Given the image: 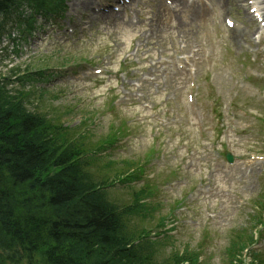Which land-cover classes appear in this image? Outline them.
Masks as SVG:
<instances>
[{
    "label": "trees",
    "instance_id": "obj_1",
    "mask_svg": "<svg viewBox=\"0 0 264 264\" xmlns=\"http://www.w3.org/2000/svg\"><path fill=\"white\" fill-rule=\"evenodd\" d=\"M25 2L0 0L7 19ZM0 79V254L28 264H154L150 247L132 246L122 211L86 172L77 142L59 125L30 111L25 94ZM182 258L159 264H178ZM192 263L195 261L192 259Z\"/></svg>",
    "mask_w": 264,
    "mask_h": 264
},
{
    "label": "rangeland",
    "instance_id": "obj_2",
    "mask_svg": "<svg viewBox=\"0 0 264 264\" xmlns=\"http://www.w3.org/2000/svg\"><path fill=\"white\" fill-rule=\"evenodd\" d=\"M79 11L81 10H75L73 15H70L72 12L68 11V14H66L64 17V24L68 22V19L70 18V16L72 17L74 15H77ZM8 28H9V25L5 27V30ZM210 28H211L210 25L207 24V25H202L199 28L192 29L193 33H192L191 38L193 37L196 39L199 31L207 30L208 38L212 40ZM181 31L187 32V29H182ZM111 32L112 30L108 29L105 34L110 35L112 34ZM169 32L170 34L174 36H177L178 34H180V30L176 29V27L170 29ZM35 36H36V33L34 34V38L30 41V45L28 46V48H31V50L28 53H26V55L28 56L23 55L22 57L16 59L13 56H10L9 55L10 53L8 51L3 52L2 57L5 55H9V56L4 57V58L0 57V77H9L10 71L8 70H10L11 68L16 69L15 73L18 76L23 75V73L27 70L31 72L34 70H38L39 68L45 69L47 65L52 66V65L64 64V66L67 69L77 70L79 68V62H78V59L80 57L79 54H74V51L70 52V50H66V48H64V50L61 53L54 54L55 55L54 59L47 58L48 55H51L53 53L54 48L50 47V45L48 44L37 43L35 40ZM1 38H0V50L1 48L5 47L7 43L5 38H2V39ZM112 39H117V37L113 36ZM103 43L104 42L98 37L96 44L100 47H103L102 46ZM35 44H38L40 46L41 51L43 50L42 52H39V54H36L35 51H32ZM60 44H62L61 45L62 47L63 45L65 47V43H60ZM223 46H225V44L223 43H219L215 45V47L217 48L218 52L221 55V60L213 64V67H212L213 70L209 74H207L206 71L203 70L201 74L198 75V80L200 82L197 84V89H196L197 96L199 98V106L206 116L205 125H207L208 136L210 139H212L217 134L218 129L215 127V123H213V121L211 120V114L209 110L205 108V102L204 103L201 102V101H206L208 97L213 96L212 98L214 99L216 98L217 101H219L222 104L234 103L236 106H243L249 109L256 123L258 122L259 119L264 117V102L259 98V96H256V88H255L256 85H253L255 87H252L250 92H246L248 89L244 86V83H247L248 80L250 82L252 81V79L250 78H248V80L244 79L243 84L235 85L234 83L231 82L230 77L227 74H225V71L220 69L219 63L227 62L229 64H232L233 61L235 60V56L231 52L230 48L228 46L224 48ZM56 49H59V48L56 47ZM90 52L89 51L85 52L84 53L85 56L82 55L87 61L89 60L87 56H89ZM0 55H1V52H0ZM75 57H78L77 60L74 59ZM8 62L11 66H5ZM250 72L252 71L248 70L245 72L247 77H250ZM232 76L234 77L235 80L238 77V76H234L233 74ZM201 78H203L202 81L200 80ZM257 78L260 79L259 76ZM207 79L212 80L213 88H210L212 92H207V86H208ZM56 84L58 85L59 83H55L54 81L52 86L45 85L44 89H46L47 91L56 92V93L59 90H64L62 94L64 96L63 98H66V99H61L57 101V100H51L49 96H46V97L42 96L43 97V100H42V97H37L38 95H40L38 92L40 89H37L36 85L34 87H30V85H26L23 88V87H20L19 85L13 84L11 87H13V89H15L16 91H23L26 93L30 92V97L28 98V103H27V107L29 110L41 112L43 114H46L49 118L56 115V117L60 118V122L66 127L68 125V126L77 128L78 126H82L84 124L93 123L95 119L99 116L97 113H95L94 109H91L90 111L89 110H84V111L79 110L81 109L80 107L78 109L77 108L73 109L75 107V101L73 99H76L77 96L75 95V93L72 92V90L69 89V87L71 88V83H68V88L66 87V84L64 85V88L60 86L55 87ZM86 85L90 87L91 83H87ZM234 90H239V91L235 95L236 98L233 101L232 97L234 94ZM85 95H86V91L83 92L82 96L85 97ZM93 96H96V95H90V93H87V99L85 102L86 103L85 105L87 107H89L90 105L92 106V102L90 100ZM103 99H105V97ZM101 102H102V98H97L96 101H94L96 106L100 104ZM238 109H242V108H238ZM100 110L102 111L101 112L102 114L109 116L106 110L102 108H100ZM181 112H182V116L186 117L187 113L183 111L182 108H181ZM234 112H235V109L226 111L224 114L225 115L224 120L225 121L231 120L230 116H232V113ZM235 117H236L237 123L244 125L246 118L243 115L242 111L236 112ZM128 120L130 121V123H132L131 117H128ZM247 121H253V120L248 119ZM108 124L109 123L107 122H105V124H103L102 122L99 125V129L96 132V137L95 136L92 137L93 142L99 139L100 135L102 136L104 133L107 132ZM181 126L184 127V122L181 123ZM189 130L191 131V133L189 134L186 133L187 136H185V139L193 141V136L195 132L193 133L192 127H190ZM194 141H196L195 138H194ZM93 142L91 141V143ZM176 142H178V140H176ZM151 143L152 141L146 138H142L140 140V145H142V147H148L149 145H151ZM136 145H137L136 147L137 148L136 151H137L140 149V145L138 143H136ZM143 152H144V148L137 151L136 154L141 155L143 154ZM207 154H210V153H207ZM131 157H133L132 153H130L127 156H120L119 158L120 160L134 159ZM167 159L170 162H174L176 158L167 156ZM103 163L104 161L102 163H98L97 167H100ZM114 172H115L114 169L109 170V171L99 170L98 175L101 176V175L107 174L106 176L111 177ZM152 173L153 172L148 171L147 174L144 176L151 177L150 175ZM261 185H263V181H262V178H258V171H257L252 176L250 184L249 185L245 184L244 187L239 189L238 197L240 199L236 201L229 200L227 202L228 208H227V211L223 212L224 217H229L232 213H234V211L237 210L238 204H242V206L238 211L239 213L236 214L233 220L231 221V224L229 225L227 230L219 231V233L212 235L211 239L213 243L215 244V246L217 247V251L216 253L212 252L209 256H207L203 264H227V258L223 253L227 243L231 241V239H234V240L236 238L241 239L239 234L241 233L242 229H246L251 223V221H249L250 210H246L247 206L246 204H243L242 200L249 198L251 195H255L256 192L259 190V188H262ZM113 195L118 199L127 198L126 195L122 192L120 193L114 192ZM190 235H191L190 233H184L183 235L178 236V238L172 239V243L174 241V248L181 249V250L187 249L189 252H193V250H196L197 249L196 246L201 244L202 235L201 233H198V232L193 234L191 238H190ZM0 260H2L1 256H0ZM0 264H8V263H1L0 261ZM14 264H26V262H20V263H14Z\"/></svg>",
    "mask_w": 264,
    "mask_h": 264
},
{
    "label": "bare ground",
    "instance_id": "obj_3",
    "mask_svg": "<svg viewBox=\"0 0 264 264\" xmlns=\"http://www.w3.org/2000/svg\"><path fill=\"white\" fill-rule=\"evenodd\" d=\"M212 1H215V0H212ZM201 14H202V11H196L195 14H194L195 15V18L196 19H199L201 17ZM204 20H206V19H204Z\"/></svg>",
    "mask_w": 264,
    "mask_h": 264
}]
</instances>
